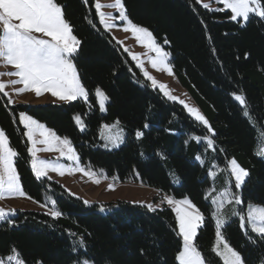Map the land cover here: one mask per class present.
Wrapping results in <instances>:
<instances>
[{"label": "trees", "instance_id": "trees-1", "mask_svg": "<svg viewBox=\"0 0 264 264\" xmlns=\"http://www.w3.org/2000/svg\"><path fill=\"white\" fill-rule=\"evenodd\" d=\"M59 2L66 5V19L81 41L74 63L89 90L88 102L12 105L0 93V128L18 152L16 168L26 196L41 203L49 193L56 201L53 208L63 215L54 220L44 211L19 210L9 217L12 224L0 221V255L15 246L26 264H74L78 253L85 250L96 264H175L181 242L175 215L165 205L150 212L140 204L117 200L104 204L107 207L101 211L99 204L85 205L55 182L37 180L25 129L17 120L22 111L67 138L83 165L101 169L118 181L140 182L174 198L191 199L205 216V224L198 229V249L209 264H222L211 252L215 225L212 206L204 198L209 178L196 156L206 151L205 164L213 160L223 168L235 158L250 176L241 189L233 187V191L241 196L243 206L248 202L264 205V160L255 154L264 143V21L253 17L241 25L230 19V11H209L196 0H124L134 23L149 29L158 43L163 44L165 38L170 41L164 48L171 54L179 82L217 133L215 150H210L193 139L209 135L207 129L142 77L98 23L93 0L87 4L83 0ZM97 87L109 97L104 113L97 105ZM241 91L253 124L233 99L232 93ZM76 113L86 124L84 131L74 122ZM113 120L125 129V140L115 149H103L99 127ZM138 129L144 133L140 139L135 136ZM222 232L246 264L264 261V240L242 230L237 219L228 221ZM81 241L86 249L81 248Z\"/></svg>", "mask_w": 264, "mask_h": 264}, {"label": "snow or ice", "instance_id": "snow-or-ice-1", "mask_svg": "<svg viewBox=\"0 0 264 264\" xmlns=\"http://www.w3.org/2000/svg\"><path fill=\"white\" fill-rule=\"evenodd\" d=\"M83 2L87 4L88 0H83ZM196 3L202 4V7L209 11L228 10L231 13L230 19L237 23L241 20L247 23L253 17L264 21V0H215V3L223 6L217 9H212L210 3H202V0H196ZM93 6L99 24L106 32L118 27L116 21L122 22L124 32L130 33L137 44L145 48L148 53L155 54L148 58L152 69L170 76L175 75L174 66L170 60L171 54L157 42L149 29L134 23L128 17L124 0H112L106 5L96 0ZM104 7L114 9L119 15L115 16L112 12L105 13L102 11ZM65 9L66 5L61 4L59 0H0V61L14 69L0 73V76L16 77V79L7 82L0 80V93H3L5 97L9 96L6 88L13 86L16 95L31 92L39 98L44 93H50L53 98L62 102H71L77 99L88 102L89 90L82 83L78 68L74 63L81 41L74 34L71 23L66 19ZM201 22L203 23V21ZM89 23L92 21L90 20ZM117 42L122 44L121 41ZM169 43L170 41L165 38L164 44ZM125 51L129 50L125 48ZM129 54L133 60L137 61L136 66L140 69L145 80L150 82L153 89L158 88L168 100L183 105L188 114L207 129L209 135L193 137V139L198 144L204 143L207 149L215 150L217 133L207 118L197 108L172 94L168 85L158 81L145 70L144 60L140 58L139 54L131 52ZM213 54L215 55V49H213ZM244 55L245 59L249 58V53ZM16 85H21V87L15 88ZM95 96L99 110L106 111L105 104L109 100L108 95L100 87H97ZM232 96L238 102L242 115L250 124H253L254 118L246 96L242 91L240 93L233 92ZM7 103L13 104L14 100L8 99ZM74 120L80 130L84 131L86 124L81 116L77 114L74 116ZM19 123L23 125L24 136L27 137V142L31 145L27 151L31 156V170L37 180L48 177L50 171L60 176H64L67 171V174L80 172L92 179L93 183H100V178L90 167L81 166L80 157L67 138H61L25 112L19 113ZM119 124L120 121L117 120L111 125H101V138L107 141L105 147H108L109 144L112 147H118L123 142V129L119 128ZM144 127L148 128L149 125L145 124ZM114 129L117 131L113 132ZM143 135L144 133L139 129L135 132L137 139ZM38 144L45 147L37 148ZM40 151H55L59 153V157L55 161L40 159L37 157V152ZM255 154L264 159V147H259ZM17 157L18 152L10 146L9 137L5 130L0 128V200L17 195L26 196L16 168ZM61 158L70 163L61 164L59 162ZM196 159L200 160L201 158L198 155ZM225 170L234 180V184L231 187L226 185L219 192L215 188H211L205 195V199L210 198L214 206L211 217L215 221V241L211 252L222 261V264H246L242 254L231 246L222 232V227L226 223L224 209L226 205H233L232 215L239 216L241 228L245 229L247 225L253 233L264 240V206L250 204L246 215L243 214V209H237L235 205H241L243 201L241 196L232 189L233 187L236 190L241 189L250 176V172L243 168L235 158L227 161ZM208 175L215 176V173L209 171ZM48 178L50 179V177ZM112 187L109 185L110 190ZM213 193L216 194L213 195ZM51 203L55 205L56 201H51ZM84 203L87 205L89 202L84 201ZM134 203H140L150 212H155L164 203L171 207L175 213L177 235L181 241L175 253V264H209V261L198 249L196 242L198 229L205 224V216L191 199L185 197L177 200L172 196L165 195L157 205L136 201ZM41 207H47V205H41ZM103 210L104 208L101 206V211ZM14 212V209L6 210L0 207V221L12 224L13 221L9 217ZM46 214L54 220L63 215L62 211L57 208L49 209ZM249 239L253 243L256 242L252 237ZM80 246L82 249H86L83 241L80 242ZM141 254L146 255L144 250H141ZM0 264H26V262L21 257L19 250L12 246L6 256L0 257ZM36 264H42V262L37 261ZM74 264H96V261L85 250L78 253Z\"/></svg>", "mask_w": 264, "mask_h": 264}, {"label": "rangeland", "instance_id": "rangeland-1", "mask_svg": "<svg viewBox=\"0 0 264 264\" xmlns=\"http://www.w3.org/2000/svg\"><path fill=\"white\" fill-rule=\"evenodd\" d=\"M95 2H96V0H93V5H94ZM99 2L101 4H105L106 5L108 3H111L112 0H99ZM202 3H210V6H211L212 9H217V8H222L223 7L222 5H218L217 3H215V0H202ZM102 11H104L105 13L112 12L113 15H115V16L119 15V13L115 12L114 9H111V8H108V7L102 8ZM230 16H231V13H230ZM97 20H98V23H99L98 17H97ZM244 23L245 22L243 20H241L239 22V24H241V25H243ZM116 24L118 25V27L113 28V29H111L110 31H107V32L112 36L114 41L117 44H119V46L126 53L128 58L134 63V65L138 69L139 73L142 75L140 69L136 66L137 65V61L132 59V57L129 54V52H131L133 54H139L140 58L142 60H144V68H145V70H147L151 75H153L158 81L168 85V87L172 91V94H174L175 96L179 97L182 100H185L190 106L197 108L207 118V120L209 121L208 115L201 110V108L197 105V103L192 98L190 93L181 85V83L179 82V79L176 76V74L170 76V75H167V74L162 73L160 71H156L155 69H152L150 63L148 62V58L150 56H154L155 54L154 53H148L145 48H143L142 46L137 44V42L132 38L130 33L124 32L122 30V22L116 21ZM102 28H103V26H102ZM117 41H121L122 44L118 43ZM161 45L164 48V43L161 44ZM125 48H127L129 51H125ZM13 70L14 69H12L10 66H6L3 61H0V73L7 72V71H13ZM142 77L144 78L143 75H142ZM12 79H16V77L7 76V75L0 76V80H2L4 82L10 81ZM148 83L150 84V82H148ZM14 87L15 88H19V87H21V85H16ZM157 90L160 93H162L158 88H157ZM6 91L9 92V96L6 97V98L14 100V103L12 105H14V104L37 105V104H44V103H48V102H53V103H61L62 102V101H59V100L53 98L50 93H44L41 97L37 98L35 96V94L31 93V92L24 93V94H21V95H16L15 92L13 91V86H9L8 88H6ZM1 94L3 95V93H1ZM162 95L164 96L163 93H162ZM77 100H82V99H77ZM96 101H97V97H96ZM97 105L99 107L98 101H97ZM105 107H106V104H105ZM20 112H22V111H20ZM20 112H18V114H17V120L18 121H19V113ZM104 112L100 111V113H104ZM77 114H79V113L74 114V116H76ZM187 114H188V112H187ZM74 116H73V119H74ZM34 119H36V118H34ZM37 121L39 123H42L39 120H37ZM115 121H117V120H113V121L108 122V123L104 122L102 124L111 125ZM74 122H75V120H74ZM42 124H44V123H42ZM75 124H76V122H75ZM101 125L99 127V138H100V141H101V143H100L101 147L103 149H107V150H112V149L117 148V147H112L111 144H109L108 147L104 146L107 143V141L101 138ZM45 127L50 129V130H52L50 127H48L46 125H45ZM78 128H79V126H78ZM119 128L123 129V136H124L123 142H124V140H125V129L123 128V126L121 124H119ZM115 131H117V130L114 129L113 132H115ZM60 137L61 138H65L63 136H60ZM26 139H27V137H26ZM123 142L120 143L119 146L121 144H123ZM29 146H31V145L28 143V147ZM71 146H72V144H71ZM36 147L37 148H43L45 146L38 144V145H36ZM258 147H264V143L260 144ZM258 147L256 148L255 153L258 151V149H259ZM198 155L201 158L198 161L201 164H204L205 175L208 176V178H209V185L204 190V198H205V195H206L207 191L209 189H211V188H215L216 191L219 192L226 185L231 187L234 184V180H232V178L230 177L229 173L225 170L226 168L218 166L216 161L210 160L208 162V164H205L204 156H206V151L204 152L203 156H201L200 154H198ZM37 157L40 158V159H46V160L55 161L56 158L59 157V153L55 152V151H50V152H48V151H40V152H37ZM59 162L61 164H65V165L70 163L69 161H67L66 159H63V158H61L59 160ZM71 163L74 164V162H71ZM81 166L87 167V166L83 165L82 163H81ZM213 166H215V167H213ZM91 170L97 174V177L100 178V183H98V184L93 183L92 179H90L88 176L83 175L80 172H74L73 174H67V171H66V174L64 176H60L57 173L50 171L48 173V177H50V179L48 177H45V178H42L40 180H46L47 182H55V183L59 184L68 194H70L71 196H73L75 198L80 199L83 204H85L84 201H88L89 202L87 205H92L94 203L99 204V209L100 210H101V206H103V208L107 207L104 204H106V203H114L117 200H125V201H129V202H132V203H134V201H136V202H146V203H152L153 205H157V204H160L161 200L163 199V197L165 195H168L166 193H161V192L157 191L153 187L141 184L140 182L118 181L115 177H107L105 175V173L101 169H95V170L91 169ZM209 171L214 172L215 176H209L208 175ZM109 185L113 186L111 190L109 189ZM46 190L48 192H50L51 188H46ZM215 194L216 193H213V195H215ZM168 196H170V195H168ZM185 197H187V196H183L181 198H175V199L180 200V199H183ZM205 200L210 202V204L212 206V211H213L214 210V206L211 203V199L209 198V199H205ZM51 201H53V199L51 198V195L49 193L48 194L45 193L43 195V201L41 203H37V202L33 201L32 199H30L27 196L21 197V196L17 195V196H14V197H8V198H6L4 200H0V207L5 208L6 210L14 209L15 210L14 214L16 213V211H19V210L20 211L21 210H40V211L48 212L49 209L53 208V204L51 203ZM135 204H140V203H135ZM250 204L251 205L264 206V205L259 204V203L248 202L244 206L241 204V205H235V207L237 209H243L244 210L243 214L246 215L248 205H250ZM41 205H47V207H41ZM164 205L169 207V208H171L166 203L162 204L159 208H161ZM232 208H233V205H226L225 206L224 215L226 217V223L228 221L232 220V219H237V221L239 223V226L241 228L240 218H239V216H233L232 215ZM174 215H175V213H174ZM214 225H215V221H214ZM242 230H249L250 232H252L251 228L248 227L247 225H246V228L242 229ZM253 234L257 235L256 233H253ZM214 241H215V236H214ZM6 255L7 254L0 255V257H4Z\"/></svg>", "mask_w": 264, "mask_h": 264}]
</instances>
